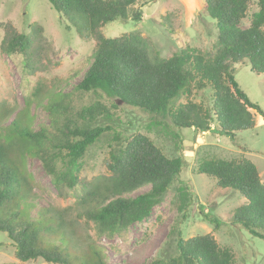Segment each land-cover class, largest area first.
Masks as SVG:
<instances>
[{"label":"trees","instance_id":"obj_1","mask_svg":"<svg viewBox=\"0 0 264 264\" xmlns=\"http://www.w3.org/2000/svg\"><path fill=\"white\" fill-rule=\"evenodd\" d=\"M48 1L78 38L95 42L91 63L74 91L101 92L112 101L107 106L97 100L74 110L70 93L39 95L38 89L8 124H1L5 117L0 115V233L13 243L21 262L40 258L52 264H106V249L93 241L86 227L92 223L100 233L114 234L142 222L162 202L185 163L181 156L167 157L144 134L121 135L113 126L118 121L117 104L159 118L154 123L173 138L179 134L172 127L215 130L230 137L253 129L254 114L263 116V112L240 89L234 70L249 64L256 75L264 74V0H202L217 28L211 49L184 46L168 58L161 57L151 40L138 32L116 37L102 32L115 20L140 21L142 12L134 7L146 0ZM252 6L257 11L250 13ZM245 19L249 24L241 28ZM0 29L2 52L20 54L24 71L33 73L43 50L42 28L33 25L24 34L10 23H0ZM204 90L210 92L208 105L193 102L195 93ZM31 104L47 112L48 127L33 129ZM105 136L111 139L107 174L87 181L80 177L83 155ZM34 158L59 196L67 190L80 192L72 205L41 206L32 213L37 198L26 161ZM196 172L244 199L233 213L232 224L264 242V183L257 167L244 157H209L201 159ZM144 187L149 189L131 197ZM178 197L185 218L190 203L186 185L178 187ZM200 215L219 225L210 214L201 211ZM143 264L236 261L232 250L220 247L210 234L184 239L171 230L157 255Z\"/></svg>","mask_w":264,"mask_h":264},{"label":"rangeland","instance_id":"obj_2","mask_svg":"<svg viewBox=\"0 0 264 264\" xmlns=\"http://www.w3.org/2000/svg\"><path fill=\"white\" fill-rule=\"evenodd\" d=\"M201 2L202 0H146L144 4L134 7L142 12L140 21L115 20L107 24L102 32L105 37L138 32L151 40L154 48L164 58L170 57L184 46L207 51L216 40L217 28ZM191 8L195 9L194 13H187ZM255 11L257 9L252 6L250 13ZM0 23H10L24 34H29L32 26L38 25L42 28L43 40L40 62L33 73L24 71L20 54L6 55L0 49V115L5 117L1 124H8L24 107V100L31 99L38 89L39 95L58 90L70 93L74 110L97 100L110 105L112 100L101 92L94 94L74 91L91 63L95 42L78 38L74 28L52 8L48 0H0ZM248 24V19L243 20L241 28ZM3 34L0 29V42ZM234 78L249 100L263 112V116L254 114L253 129L237 132L234 137L220 135L215 130L197 132L192 128L172 127L179 134L178 138H173L166 134L162 126L154 123L159 118L139 108L117 104L118 121L113 126L121 135L131 136L138 132L144 134L167 157L181 156L185 163L162 202L142 222L131 224L127 229L114 234L100 233L92 223L86 227L93 241L106 249V264L149 262L163 247L171 230L173 233L179 231L184 239L210 234L220 247L232 250L236 264H264V242L250 236L239 225L232 224L233 213L244 199L234 190L216 187L212 178L196 172L197 164L203 158L230 160L244 157L257 167L264 183V74L256 75L249 64H244L235 67ZM44 94L40 99L44 100ZM209 95V90L199 91L192 100L208 105ZM29 116L32 117L35 131L48 127L50 118L41 107L31 104ZM106 136L88 148L83 155L81 178L89 181L93 177L107 174L105 160L111 139ZM26 168L33 178V193L37 198V206L32 213L41 206L64 208L72 205L80 193L67 190L66 195L59 196L35 158L27 159ZM182 185L188 187L190 197V203L184 209L185 218H182L183 213L179 210L178 187ZM148 189L149 187H144L131 197ZM201 211L217 219L219 225L215 227L205 221L200 215ZM14 252L13 243L4 233H0V264H52L40 258L21 262Z\"/></svg>","mask_w":264,"mask_h":264},{"label":"crops","instance_id":"obj_3","mask_svg":"<svg viewBox=\"0 0 264 264\" xmlns=\"http://www.w3.org/2000/svg\"><path fill=\"white\" fill-rule=\"evenodd\" d=\"M194 10H195V9H192V8H191V9H188V10H187V13H188V12H189V13H190V12H191V13H194Z\"/></svg>","mask_w":264,"mask_h":264}]
</instances>
